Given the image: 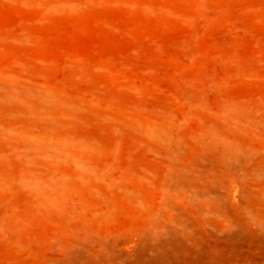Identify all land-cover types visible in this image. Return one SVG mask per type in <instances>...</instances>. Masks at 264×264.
Masks as SVG:
<instances>
[{"label":"rangeland","instance_id":"obj_1","mask_svg":"<svg viewBox=\"0 0 264 264\" xmlns=\"http://www.w3.org/2000/svg\"><path fill=\"white\" fill-rule=\"evenodd\" d=\"M0 264H264V0H0Z\"/></svg>","mask_w":264,"mask_h":264}]
</instances>
